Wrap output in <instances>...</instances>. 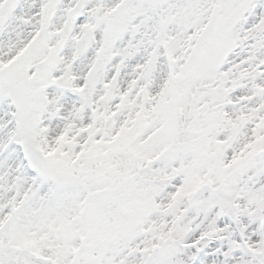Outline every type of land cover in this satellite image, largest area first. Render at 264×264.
Wrapping results in <instances>:
<instances>
[{
  "label": "snow or ice",
  "instance_id": "obj_1",
  "mask_svg": "<svg viewBox=\"0 0 264 264\" xmlns=\"http://www.w3.org/2000/svg\"><path fill=\"white\" fill-rule=\"evenodd\" d=\"M0 264H264V0H0Z\"/></svg>",
  "mask_w": 264,
  "mask_h": 264
}]
</instances>
